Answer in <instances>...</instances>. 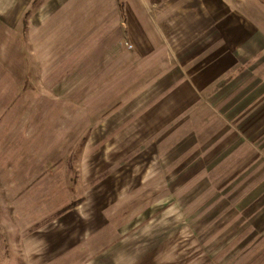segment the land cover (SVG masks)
Returning a JSON list of instances; mask_svg holds the SVG:
<instances>
[{"label":"rangeland","instance_id":"obj_1","mask_svg":"<svg viewBox=\"0 0 264 264\" xmlns=\"http://www.w3.org/2000/svg\"><path fill=\"white\" fill-rule=\"evenodd\" d=\"M86 2L0 0V264H264V74L113 115L152 68L95 73L80 35L36 57L18 35Z\"/></svg>","mask_w":264,"mask_h":264},{"label":"crops","instance_id":"obj_2","mask_svg":"<svg viewBox=\"0 0 264 264\" xmlns=\"http://www.w3.org/2000/svg\"><path fill=\"white\" fill-rule=\"evenodd\" d=\"M242 1L124 0V18L116 0L68 7L64 18H52L51 10L42 14L41 7L38 19L32 17L25 23L19 16L18 35L32 43L34 57L37 42L50 41L63 31L68 36L80 35L84 51L95 52L89 53L96 58L95 73L120 75L126 73L125 68L132 73L152 68L154 75L136 88L142 92L124 98L111 111L128 117V107L138 105L144 109L136 110L150 115L149 120L157 111L154 106L166 111L168 106L184 107L195 93L198 100L199 95L208 94L211 101L219 83H230L244 74H264V33L259 28L264 26V6L257 0ZM22 7L25 12L29 5ZM122 41L131 46L129 51ZM125 50L126 63L121 57Z\"/></svg>","mask_w":264,"mask_h":264},{"label":"built area","instance_id":"obj_3","mask_svg":"<svg viewBox=\"0 0 264 264\" xmlns=\"http://www.w3.org/2000/svg\"><path fill=\"white\" fill-rule=\"evenodd\" d=\"M128 49H131V46H127Z\"/></svg>","mask_w":264,"mask_h":264}]
</instances>
